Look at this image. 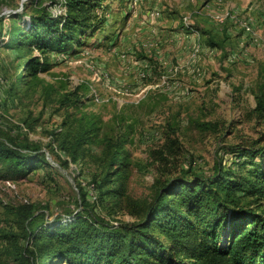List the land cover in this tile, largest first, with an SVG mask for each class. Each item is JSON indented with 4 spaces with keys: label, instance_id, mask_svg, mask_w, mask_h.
<instances>
[{
    "label": "rangeland",
    "instance_id": "1",
    "mask_svg": "<svg viewBox=\"0 0 264 264\" xmlns=\"http://www.w3.org/2000/svg\"><path fill=\"white\" fill-rule=\"evenodd\" d=\"M64 1L0 0V140L38 147L58 169L0 179L1 226L11 220L6 205L32 204L47 223L66 220L83 213L82 194L111 225L138 222L161 184L231 167L230 147H264V0H105L103 23L81 47L35 51L48 69L21 73L5 46L21 24L13 14L46 8L62 17ZM91 122L97 138L74 163L54 138ZM107 142L129 161L120 201L102 205L93 183L109 163ZM242 204L264 214V198Z\"/></svg>",
    "mask_w": 264,
    "mask_h": 264
},
{
    "label": "trees",
    "instance_id": "2",
    "mask_svg": "<svg viewBox=\"0 0 264 264\" xmlns=\"http://www.w3.org/2000/svg\"><path fill=\"white\" fill-rule=\"evenodd\" d=\"M103 1L66 0L62 17L46 8L13 14L21 24L5 46L17 52L21 73L35 77L48 69L35 51L46 56L81 47L86 33L103 23L97 19ZM24 74L17 77L20 82ZM257 110L264 113V96L257 99ZM99 129L91 122L54 143L76 163ZM107 145L109 163L93 183L102 205L106 199L120 201L118 177L129 161ZM39 151L0 140V179H23L46 167L57 171ZM228 153L234 157L229 168L219 164L207 176L183 175L161 184L141 220L131 224L111 225L88 207L85 194L83 213L54 223L32 204L6 205L11 220L7 228L0 224V264H264V214L242 204L264 198V147H230Z\"/></svg>",
    "mask_w": 264,
    "mask_h": 264
},
{
    "label": "built area",
    "instance_id": "3",
    "mask_svg": "<svg viewBox=\"0 0 264 264\" xmlns=\"http://www.w3.org/2000/svg\"><path fill=\"white\" fill-rule=\"evenodd\" d=\"M62 1H64V0H62ZM65 2V1H64ZM58 15L59 16H62V13L64 14V9H60L59 11H58ZM56 17H58V16H56ZM95 198V197H94Z\"/></svg>",
    "mask_w": 264,
    "mask_h": 264
}]
</instances>
